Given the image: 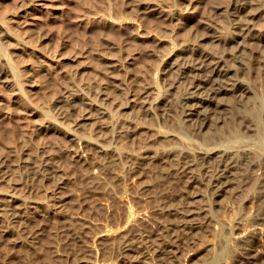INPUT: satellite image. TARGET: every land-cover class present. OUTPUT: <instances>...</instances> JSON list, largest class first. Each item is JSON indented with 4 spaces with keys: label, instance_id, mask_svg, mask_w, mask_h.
Masks as SVG:
<instances>
[{
    "label": "rangeland",
    "instance_id": "1",
    "mask_svg": "<svg viewBox=\"0 0 264 264\" xmlns=\"http://www.w3.org/2000/svg\"><path fill=\"white\" fill-rule=\"evenodd\" d=\"M233 1L0 0V162L9 173L0 181V264H235L229 233L242 200L212 202L201 184L194 203L206 218L189 215L181 225L169 211L185 185L174 161L247 142L244 193L256 208L245 221L264 213V45L247 44L251 93L228 121L237 133L251 121V134L193 136L152 103L167 97L168 63L182 45L220 47L197 36L215 22L224 36L230 21L215 8ZM256 20L264 35V15ZM86 111L90 118L77 120ZM193 221L201 227L185 225ZM170 233V253L145 246Z\"/></svg>",
    "mask_w": 264,
    "mask_h": 264
},
{
    "label": "bare ground",
    "instance_id": "2",
    "mask_svg": "<svg viewBox=\"0 0 264 264\" xmlns=\"http://www.w3.org/2000/svg\"><path fill=\"white\" fill-rule=\"evenodd\" d=\"M22 1L25 2V0ZM215 11L219 14L223 13L231 22V24L228 22L230 25L226 29L228 32L222 36L220 26L213 20L215 22V24L212 23L213 26L210 24L207 31L201 32V35L197 34L200 36H195L209 44L210 47L217 45L220 47L216 50L215 47L214 50L209 47L198 48L200 47L198 41L197 44L196 42L191 44L193 40L190 44L188 42L184 45H182L183 41L180 42L182 44L179 46H185H181L180 53H177L178 49L173 47L174 51H170L172 54L176 52V57L168 63L169 69L166 73L168 77L166 76V83H164L166 87L163 85L166 89L164 91L168 92L167 97H158L162 99L155 98L151 102L157 108L162 120L169 118L174 124L178 121L179 126L193 136L203 132L215 135L217 131L221 132L219 135L226 133L235 136L244 132L249 134V131L251 134L252 122L245 119L248 118V115L253 114L247 113V116L241 117V119L245 118L246 122L243 126L239 125L240 133L232 132L231 126L234 122L231 121L230 124L228 121L230 118L235 120L231 108H239L251 93L245 78L247 76L244 70V61L246 63L245 56L248 54L247 44L250 43V39L258 38L261 46L264 45V35L259 33L260 30L256 27L258 24L256 19L264 15V5L250 4L249 0H234L226 6H217ZM208 23H211L210 20ZM6 33L2 34L6 35ZM1 59L0 75L7 73ZM262 86L264 93V84ZM170 92L176 93V95L174 94L175 98L170 99L171 96L168 98L171 95ZM126 103L116 102V105L125 107ZM174 104L178 107V111L175 110L177 114L171 112ZM86 118H90L87 111L81 113L77 120ZM97 128L102 131L103 126L97 125ZM244 135L246 136V134H242V137ZM203 138L205 139L204 136ZM211 138L206 139L210 140ZM251 153L252 149L247 142L241 143L236 148H221L214 145L209 148L196 149L193 154L176 158L174 161L179 170L177 175L185 179V185L182 202L178 206L171 207L169 211L181 217L183 220L181 225H184L189 215L198 214L204 219L206 218V207L204 205L198 207L194 203L201 184L207 188L212 202L225 195L242 200L243 212L233 221L229 233L230 240L237 248L234 255L235 264H264V213H256L251 220L245 221V212L253 211L256 208L255 201L244 193V177H248L247 171L252 164ZM20 164L21 161L17 163V165ZM259 168L264 172V163H261ZM8 175L7 167L0 162V181L5 180ZM61 185L62 178H59L51 188V192L54 193L55 189ZM261 187H259L260 191L264 189V184ZM202 221H193L185 225H190L189 228H197L201 227ZM166 235L167 239L153 240L145 246L154 247L162 255L170 253V247L176 242V238L171 233ZM220 264H227V262L223 260Z\"/></svg>",
    "mask_w": 264,
    "mask_h": 264
}]
</instances>
